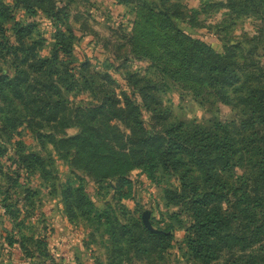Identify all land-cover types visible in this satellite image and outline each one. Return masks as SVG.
<instances>
[{
    "label": "trees",
    "instance_id": "1",
    "mask_svg": "<svg viewBox=\"0 0 264 264\" xmlns=\"http://www.w3.org/2000/svg\"><path fill=\"white\" fill-rule=\"evenodd\" d=\"M128 1L136 2L120 4ZM158 5L152 18L162 30L145 36L152 41H135V24L123 37L137 60L150 56L159 83L129 70L125 58L103 69L76 58L72 23L78 18L58 0H0V160L14 150L17 167L48 184L43 151L52 145L71 172L111 182L120 199L132 196L133 172L158 188L168 224L151 230L137 210L96 206L75 174L58 185L70 220L89 217L103 228L106 264H162L181 227L189 264H264V0H200L189 9L178 0ZM19 13L26 20L18 21ZM41 19L52 29L50 39L40 34ZM246 19L254 33L218 36V48L195 34L223 33ZM115 69L127 90L118 87ZM164 80L203 107H227L230 117L185 123L173 111ZM81 95L87 101L76 103ZM72 127L77 133L69 136ZM22 131L42 153L26 150ZM5 178L10 190L23 189L19 171ZM48 187L53 194L55 186ZM31 193L22 191L24 199ZM3 210L14 229L33 214L24 211L17 223L21 209L3 204ZM42 256L56 264L46 252Z\"/></svg>",
    "mask_w": 264,
    "mask_h": 264
},
{
    "label": "rangeland",
    "instance_id": "2",
    "mask_svg": "<svg viewBox=\"0 0 264 264\" xmlns=\"http://www.w3.org/2000/svg\"><path fill=\"white\" fill-rule=\"evenodd\" d=\"M158 1L136 0L134 3L128 1L127 4L124 2L120 4V0H58V7L67 5L72 14L78 18V21L72 23L75 36L78 37L74 50L76 58L79 60L86 58L99 69H103L102 66L106 62L116 68L120 65V61H115V58L120 57L121 60L125 58L129 70L159 83L163 80L150 60V56L137 60L131 54L130 43L123 37L130 34L132 28L134 30L135 24L137 33L134 35V40L141 41L142 38L145 43L152 41V37L145 36H150L153 30H162L160 20L152 18L155 12L158 13ZM178 1L186 5L188 9L197 7L200 2V0ZM6 3L13 4V0H6ZM218 19L220 15L211 21ZM17 20L23 21L26 18L23 13H19ZM138 23L142 25V28L137 26ZM39 31L42 36L50 39L52 29L47 21L40 20ZM243 33L249 35L254 33L252 20L246 19L232 30L223 33L213 31L212 34H208L204 30L195 32L199 38L214 44L216 48L220 46L218 36L240 39ZM112 71L120 90H127L121 73H118L116 69ZM164 82L170 92L168 98L172 102L173 111L185 123L198 120L206 124L215 117L220 119L230 117L227 107L220 106L218 109L203 107L190 95L175 91L170 81L164 80ZM75 101L76 103L85 102L87 97L81 95L75 98ZM76 133L75 127L67 130L69 136ZM22 136L20 139L27 151L42 153L29 133L22 131ZM54 150L52 145H46L43 151L48 162L47 169L50 172L47 175L48 184L44 183L39 174L19 169L13 162L16 159V151L12 149H9L6 157L0 160L2 169L0 174V264H49V261H46L48 259L42 256L45 252L55 260L56 264H106L105 253L108 242L103 235V228L94 226L92 218L78 217L72 221L64 213V206L58 195V185L64 184L66 180H74L75 177L72 174L82 179L85 192L96 206L111 204L115 209L125 208L130 212L137 210L140 212L142 222L145 214L146 224L151 230L164 228L168 224L167 210L160 200V190L151 185L143 175L137 172L131 174L134 184L132 196L120 199V196H115L114 191L109 187L111 182L96 183L81 171L71 172L68 163L62 161ZM15 171H19L20 179L17 184L23 189L21 187L9 189L11 185L5 175L7 178H12ZM70 174L71 178H69ZM52 185L55 186L53 194L48 187ZM24 189L32 192L30 197L26 196V199L22 194ZM3 204H11L12 208L21 209V216L17 223L23 221L24 211L31 210L33 214L24 220L21 228L14 229V224L4 213ZM157 205L158 209H156ZM117 213L121 214L119 211ZM173 235V245L165 255V261L162 264H189L183 242L184 228H176ZM9 239L13 241L12 244H9ZM20 243L23 244V249L29 251L31 257H25Z\"/></svg>",
    "mask_w": 264,
    "mask_h": 264
},
{
    "label": "water",
    "instance_id": "3",
    "mask_svg": "<svg viewBox=\"0 0 264 264\" xmlns=\"http://www.w3.org/2000/svg\"><path fill=\"white\" fill-rule=\"evenodd\" d=\"M143 222H144V225H145L147 228H149L148 225L146 224V221H145V214H144V216H143ZM149 229H150V228H149Z\"/></svg>",
    "mask_w": 264,
    "mask_h": 264
}]
</instances>
